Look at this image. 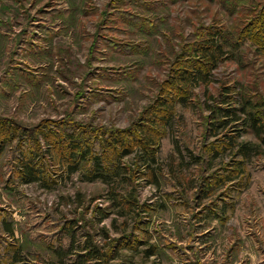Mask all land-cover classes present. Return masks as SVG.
Segmentation results:
<instances>
[{
    "label": "rangeland",
    "instance_id": "374dc122",
    "mask_svg": "<svg viewBox=\"0 0 264 264\" xmlns=\"http://www.w3.org/2000/svg\"><path fill=\"white\" fill-rule=\"evenodd\" d=\"M211 32L213 62L195 53ZM191 70L203 76L183 84ZM247 100L264 138V0H0V264L5 248L51 264L70 233V260L87 243L100 264H264V144L240 121L209 129L217 106ZM140 128L157 184L138 140L110 150ZM67 133L110 167L102 179L80 153L66 161ZM18 150L40 182L21 183Z\"/></svg>",
    "mask_w": 264,
    "mask_h": 264
},
{
    "label": "trees",
    "instance_id": "16d2710c",
    "mask_svg": "<svg viewBox=\"0 0 264 264\" xmlns=\"http://www.w3.org/2000/svg\"><path fill=\"white\" fill-rule=\"evenodd\" d=\"M218 33L219 32L209 33L206 40L199 45L200 47L196 49L195 53L200 52V54H202L206 59L210 60V62L211 61L213 62L216 52L220 50V43H217V40H216V34ZM190 72L191 74H189V76H186V75L184 76L181 74V76L179 77V79L182 80L183 84H186L187 82H189L190 79L195 80L197 75L200 76V78L203 76V74L199 70L198 71L191 70ZM180 101L182 102L183 100L180 99ZM248 101L249 100H247V102L246 101L239 102L240 104L237 107L221 108L217 106V108H215V111L220 116L219 122L217 121L216 123L211 124L209 129L214 130L216 128H221L223 126H226L229 123L237 124L240 121V125L250 128V130H252V132L256 136L259 137V141L262 144H264V138L259 136V133H260V130L263 124L260 123L259 120L254 117L253 113L246 110L250 103ZM163 103L164 102L161 103V106L163 108L167 107V103L166 104H163ZM236 111H238V113H240V115L242 116H238L236 114ZM139 130L140 132L142 131V133L139 135L137 139L133 138L134 136L133 137L127 136L126 134L125 136L124 135L122 136L120 134L121 132H117L115 136L110 137L111 139V141L109 142V144H111L110 150L115 152V146L118 147L116 149H119L120 151L117 155H115L116 160L118 161L121 157L130 153L131 151L130 147L132 146V144L134 145V143H136L138 140L140 143L139 144L140 149H141L140 157L142 158V161H143V167H146L150 175V179H151L150 183L157 184V174L159 173V169L157 165H155L156 158L152 152L146 150V147L152 144L150 143L152 141V138L149 132L143 131L142 128H140ZM1 133H3V131H1ZM123 137H125L126 140ZM65 140L67 142L66 147L69 150L66 155L65 154L63 155L66 161H70V160L74 161L75 158L76 159L78 158L77 154L80 153V157L82 159L89 161L90 163L89 170L93 171V176L89 177L87 180L90 181L96 178L102 179L103 177L102 175L104 171L109 170L110 167L104 166V163L102 162L100 155L94 154V153L92 154L91 147L87 145H84L83 150L81 152H78V148H77L78 144L73 134L67 133ZM106 140L107 139H105L104 141L106 142ZM3 141L4 140L0 137V151L3 148V146H1ZM228 141H230V138H228ZM106 146L108 147V144H106ZM174 147H175V150H177V152L181 151L180 149H182L181 147L177 146V144H175ZM252 151L253 150L247 143H240L235 146V153L243 159H249L250 155L252 154ZM16 155H17L16 157L19 160L18 164L20 168H19L18 173H19V178L21 179L20 180L21 183H31L35 181L40 182V178H39L40 173L38 169L33 166V163L30 160H26L25 158L26 153L23 152L22 150H18ZM192 161L193 162L191 164H194L197 162V159L192 157ZM72 164L73 165L68 168V173H72L76 170V162H73ZM132 204H134V202H132ZM10 221L11 220L4 222L3 219L0 221V231H2V233L6 235H12V227H11ZM68 235L72 239L71 233ZM70 238H69L68 244L62 250H59V249L53 250L56 260L52 262L51 264H90L91 263L90 261H92L91 264H94V263L100 264V263H104L105 261H107L108 258L105 252L100 251L99 247H95L94 245L87 244V243L82 245V247L79 249V252H77V254L75 255L74 259L72 260L68 259L67 257L73 251V248H72L73 241H70ZM143 243H145V241L143 242L141 240L137 241L135 245L132 247V250L136 251L137 246L140 244L144 245ZM153 249H154L153 245H148L144 249H142L140 252L144 258H148L150 256H155V252ZM1 257L3 258L2 264H25L23 263L24 261L21 255V249L19 248H13L10 250L8 248L2 249ZM113 257L114 256H112L109 259H112ZM149 264H155V263L153 261Z\"/></svg>",
    "mask_w": 264,
    "mask_h": 264
},
{
    "label": "crops",
    "instance_id": "0c3cea01",
    "mask_svg": "<svg viewBox=\"0 0 264 264\" xmlns=\"http://www.w3.org/2000/svg\"><path fill=\"white\" fill-rule=\"evenodd\" d=\"M258 256H260V254H257Z\"/></svg>",
    "mask_w": 264,
    "mask_h": 264
}]
</instances>
